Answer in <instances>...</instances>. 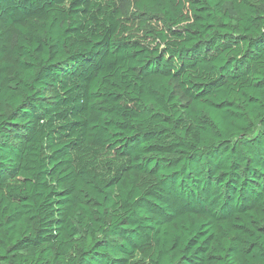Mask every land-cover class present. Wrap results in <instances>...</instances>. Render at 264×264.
I'll return each mask as SVG.
<instances>
[{"label":"trees","instance_id":"16d2710c","mask_svg":"<svg viewBox=\"0 0 264 264\" xmlns=\"http://www.w3.org/2000/svg\"><path fill=\"white\" fill-rule=\"evenodd\" d=\"M0 0V264H264V0Z\"/></svg>","mask_w":264,"mask_h":264},{"label":"rangeland","instance_id":"374dc122","mask_svg":"<svg viewBox=\"0 0 264 264\" xmlns=\"http://www.w3.org/2000/svg\"><path fill=\"white\" fill-rule=\"evenodd\" d=\"M120 8L123 14L130 15L134 12V4L133 0H115Z\"/></svg>","mask_w":264,"mask_h":264}]
</instances>
